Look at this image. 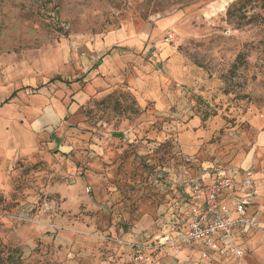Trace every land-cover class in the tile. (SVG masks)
Segmentation results:
<instances>
[{"label": "rangeland", "instance_id": "374dc122", "mask_svg": "<svg viewBox=\"0 0 264 264\" xmlns=\"http://www.w3.org/2000/svg\"><path fill=\"white\" fill-rule=\"evenodd\" d=\"M263 4L0 0V264H137L119 240L211 165L261 183L244 258L141 264H264Z\"/></svg>", "mask_w": 264, "mask_h": 264}, {"label": "built area", "instance_id": "2783aa9c", "mask_svg": "<svg viewBox=\"0 0 264 264\" xmlns=\"http://www.w3.org/2000/svg\"><path fill=\"white\" fill-rule=\"evenodd\" d=\"M163 171L174 173L166 167ZM221 171L203 168L191 172L183 167L168 182L170 187L178 188L182 193L179 202L184 211L182 218L174 217L156 234L141 235L139 241L119 240L134 250L137 264L153 259L147 255L148 251L167 252L174 261L181 263L182 254L195 246L200 248L199 259H208L213 252H224L237 258L243 256L239 240L263 228L258 212L251 209L260 189L252 168H231L227 173L209 179ZM29 217V212L21 214L24 220Z\"/></svg>", "mask_w": 264, "mask_h": 264}, {"label": "trees", "instance_id": "16d2710c", "mask_svg": "<svg viewBox=\"0 0 264 264\" xmlns=\"http://www.w3.org/2000/svg\"><path fill=\"white\" fill-rule=\"evenodd\" d=\"M263 7H264V4H263ZM58 77H60V76H58ZM13 94H14V92H13ZM8 102H10V98L5 99L1 103L3 104V103H8ZM164 188H165V185H164ZM182 198L183 197H182V193H181L180 189H178V188L173 189V193H172V195L170 194L169 199H167V201L165 202L163 210H159L160 212L157 213V217L155 219V229L157 230V232L162 227V225L164 223H168L169 221L173 220L174 217L182 218V214L184 211L182 209V206L179 205V202ZM176 203L178 205L175 206ZM156 233L155 232H152V233L145 232L142 235L146 236L147 234H150L151 236H153V234H156ZM135 235L136 234L134 233L132 235V237L128 236L129 239H127V240L139 241L140 240V234L136 235V236ZM124 238H126V237H124ZM147 255L149 257L153 256V255H155V252L148 251Z\"/></svg>", "mask_w": 264, "mask_h": 264}, {"label": "crops", "instance_id": "0c3cea01", "mask_svg": "<svg viewBox=\"0 0 264 264\" xmlns=\"http://www.w3.org/2000/svg\"><path fill=\"white\" fill-rule=\"evenodd\" d=\"M206 168H213L214 170H218V169H222V168H218L214 165H211V166H207ZM241 169H248V168H252L251 166H248V167H240ZM224 172H228V170H224L222 169L221 172L219 173H216L214 175H212L209 179H214L216 177V175L218 174H222ZM255 178H256V181H257V184L259 186V189H260V193L259 195L257 196L256 200H255V203L252 204L251 206V209L252 210H255V207H256V202L259 200V198L262 196V187H261V183L259 181V179L257 178V176L255 175ZM252 235H254V232H250L246 237H251ZM245 237V238H246ZM244 237H242L240 240H239V245L240 247L243 249L244 251V254L242 256V258H244L245 256V242H246V239ZM199 247L198 246H195L194 248H192L191 250L189 251H186L184 252V254H182V261H188V260H191L192 258H198L197 256L199 255ZM218 256H229L228 254L224 253V252H213L211 253L210 257L208 259H212V258H215V257H218ZM237 258V257H236Z\"/></svg>", "mask_w": 264, "mask_h": 264}]
</instances>
